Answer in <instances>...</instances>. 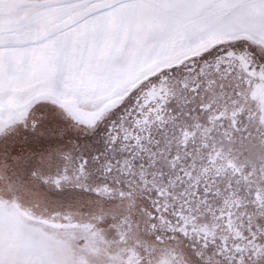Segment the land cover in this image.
I'll use <instances>...</instances> for the list:
<instances>
[{"label":"snow or ice","instance_id":"1","mask_svg":"<svg viewBox=\"0 0 264 264\" xmlns=\"http://www.w3.org/2000/svg\"><path fill=\"white\" fill-rule=\"evenodd\" d=\"M0 264H264V0H0Z\"/></svg>","mask_w":264,"mask_h":264}]
</instances>
